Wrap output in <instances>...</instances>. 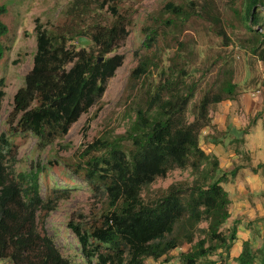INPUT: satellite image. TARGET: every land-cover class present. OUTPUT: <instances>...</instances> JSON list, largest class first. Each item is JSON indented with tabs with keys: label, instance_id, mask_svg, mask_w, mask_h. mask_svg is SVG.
<instances>
[{
	"label": "trees",
	"instance_id": "obj_1",
	"mask_svg": "<svg viewBox=\"0 0 264 264\" xmlns=\"http://www.w3.org/2000/svg\"><path fill=\"white\" fill-rule=\"evenodd\" d=\"M208 1L204 0L205 5ZM244 2L243 23L253 33L251 41L256 48L252 53L258 55L264 42V11L255 14L254 10L258 5L264 7V0ZM94 3L101 10L108 6L113 20L109 25L95 26L89 34V49L70 44L47 30H36L34 66L14 96L12 116L21 132L30 133L45 146L67 135L83 115L90 113L124 63V57L115 53L130 35L129 19L119 12L115 0ZM195 4L170 2L163 13L178 20L202 17L205 7L194 13L199 7ZM86 11L90 9L87 7ZM6 14L7 8L0 6V62L6 53L3 40L9 33L2 22ZM165 24L174 23L168 19ZM218 36L225 38L226 34L218 29ZM158 39L155 30L146 31V45L153 46ZM258 57L264 62V50ZM172 62L169 75L157 83L145 105L136 111L126 136L130 149L97 141L82 154L92 177L88 185L100 189L101 184L108 199V210L100 226L86 231L80 225L69 224L90 264L94 260L97 264H145L148 259L162 258L170 262V254L185 245L189 249L180 254V264H203V260L204 264H218L212 258H229L238 239L236 227L228 233L224 231L231 217L232 201L223 187L229 174L222 173L217 157L206 154L200 145L201 135L212 125L211 106L233 99L237 85L230 74L220 88L202 98L194 120L189 122L188 108L197 86L188 84L177 59ZM150 74L149 64L143 62L131 76L139 81ZM3 98L4 92L0 91V111ZM14 148V143L3 134L0 260L13 264H73L49 235L46 215L39 220L45 203L38 168L13 179L5 174L4 163L13 156ZM177 169H190L198 178L191 184H172L157 197L145 198L147 188ZM67 191L70 190L58 189L59 193ZM201 224H207L206 228H201ZM235 260L238 264H264V246L256 250L250 241H245Z\"/></svg>",
	"mask_w": 264,
	"mask_h": 264
},
{
	"label": "rangeland",
	"instance_id": "obj_2",
	"mask_svg": "<svg viewBox=\"0 0 264 264\" xmlns=\"http://www.w3.org/2000/svg\"><path fill=\"white\" fill-rule=\"evenodd\" d=\"M94 1L104 0H0V6L7 8L2 22L9 29L3 40L6 53L0 62V91L4 92L0 137L5 134L15 145L13 156L4 163L5 174L13 179L38 168L40 193L45 203L40 222L46 215L48 233L65 258L73 264H90L82 255L78 238L69 224L80 225L86 231L100 226L108 210V199L101 184L100 189L88 185L92 177L83 152L97 141L130 149L126 136L136 111L145 105L157 83L169 75L168 68L174 58L184 69L188 84L197 86L188 108L189 122L194 120L202 98L220 88L232 74L236 93L233 99L211 106L216 123L212 121L211 128L204 130L200 145L209 153L203 141L205 132L211 129V137L226 149L223 155L215 156L220 166L223 163L221 172L229 174L223 187L232 201L231 217L224 231L228 233L236 227L238 239L229 258L212 259L218 264H238L232 257L243 242L250 241L256 250L264 246V62L258 57L264 50V42L258 55L253 54L252 49L256 48L251 41L253 33L243 23L244 0H210L206 5L204 0H115L119 12L130 22V35L115 53L124 57V63L109 80L105 95L90 113L83 115L67 135L45 146L30 133L21 132L12 116L14 96L34 66L36 30H47L70 44L89 49V34L95 26L109 25L113 20L108 6L101 10ZM190 1L199 6L194 13L205 7L202 17L195 15L178 20L163 13L170 2L189 6ZM87 7L90 11H86ZM263 11L260 5L254 10L255 14ZM168 19L174 24H165ZM249 24L252 25L251 21ZM218 29L225 32V38L218 36ZM150 30L159 35L153 46L145 43L146 31ZM143 62L149 64L151 74L142 80H133V71ZM224 127L227 132H220ZM197 178L190 169L174 170L166 179H159L147 188L144 196L146 199L157 197L172 184H191ZM58 189L70 191L59 193ZM188 249L185 245L173 251L170 262L165 258L148 259L145 264H180V254ZM0 262L13 264L9 260Z\"/></svg>",
	"mask_w": 264,
	"mask_h": 264
},
{
	"label": "crops",
	"instance_id": "obj_3",
	"mask_svg": "<svg viewBox=\"0 0 264 264\" xmlns=\"http://www.w3.org/2000/svg\"><path fill=\"white\" fill-rule=\"evenodd\" d=\"M260 112H262V109H260ZM210 117H212V115H211V111H210ZM215 123H216V120H214V119H212ZM213 123V122H212ZM235 126H237V124H235ZM208 128H211V127H208ZM219 128H221V127H219ZM218 128V129H219ZM210 131H211V129H209ZM220 130V132H227V129H226V127H224V129L223 130H221V129H219ZM210 131H207L208 133H206L205 132V137H204V143H206L207 145L205 146V147H207V150L209 151V153H207L208 155H210V154H212V155H214V156H220V155H223V153H224V150H226V149H223L224 147L222 146V144H221V142L219 141V140H217L216 138H214V137H211L210 139H208L209 138V135H211V132ZM221 145L222 147H220V146H218V145ZM205 150V149H204ZM206 151V150H205ZM207 151V152H208ZM222 165H223V163H221V168L223 169L224 167H222ZM259 166H261V165H259ZM241 249H242V247H240L237 251H236V253H235V256H233L232 258L233 259H236L238 256H239V254H240V252H241ZM0 264H2L1 262H0Z\"/></svg>",
	"mask_w": 264,
	"mask_h": 264
},
{
	"label": "water",
	"instance_id": "obj_4",
	"mask_svg": "<svg viewBox=\"0 0 264 264\" xmlns=\"http://www.w3.org/2000/svg\"><path fill=\"white\" fill-rule=\"evenodd\" d=\"M102 60V59H101Z\"/></svg>",
	"mask_w": 264,
	"mask_h": 264
}]
</instances>
